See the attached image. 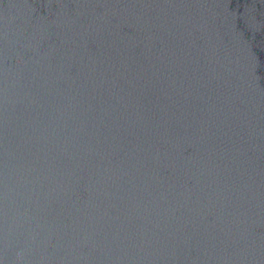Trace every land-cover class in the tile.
<instances>
[{"label":"water","instance_id":"obj_1","mask_svg":"<svg viewBox=\"0 0 264 264\" xmlns=\"http://www.w3.org/2000/svg\"><path fill=\"white\" fill-rule=\"evenodd\" d=\"M0 264H264V0H0Z\"/></svg>","mask_w":264,"mask_h":264}]
</instances>
